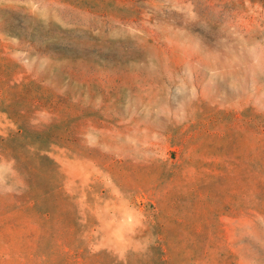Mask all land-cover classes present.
I'll use <instances>...</instances> for the list:
<instances>
[{
	"label": "rangeland",
	"instance_id": "374dc122",
	"mask_svg": "<svg viewBox=\"0 0 264 264\" xmlns=\"http://www.w3.org/2000/svg\"><path fill=\"white\" fill-rule=\"evenodd\" d=\"M0 88V135L62 170L0 142V264H264V3L0 0ZM113 187L143 214L125 256Z\"/></svg>",
	"mask_w": 264,
	"mask_h": 264
},
{
	"label": "crops",
	"instance_id": "0c3cea01",
	"mask_svg": "<svg viewBox=\"0 0 264 264\" xmlns=\"http://www.w3.org/2000/svg\"><path fill=\"white\" fill-rule=\"evenodd\" d=\"M78 164H69L67 167L63 165V168L72 178L84 179L86 177L85 169L82 170V173H79L78 170H81L82 166ZM112 192L118 200L113 203L106 201L100 206L97 210L98 225L103 231H111L109 237H105L108 244L104 248L125 256L134 248L131 243V233L143 224L142 209L138 204L131 203L122 197L114 187Z\"/></svg>",
	"mask_w": 264,
	"mask_h": 264
},
{
	"label": "trees",
	"instance_id": "16d2710c",
	"mask_svg": "<svg viewBox=\"0 0 264 264\" xmlns=\"http://www.w3.org/2000/svg\"><path fill=\"white\" fill-rule=\"evenodd\" d=\"M259 3H264V0H257ZM2 89L0 88V98ZM15 127L11 128L12 126L9 125L5 130H3V133L0 135V142L5 144L6 142H13V141H19V151L25 153L29 158L34 159L35 161L39 162L42 166H45L47 168H51L53 171H55L58 175H62L61 167L56 162L55 157L52 155V150L55 146H57V142L51 140L50 138H46L43 140H40L42 136L32 132L28 127L24 124L19 123V125L14 124ZM260 131L258 132V135L262 137L264 142V123L261 125L259 123L258 125ZM11 128V129H9ZM264 145V143H263ZM259 180L264 181V172L259 171ZM245 185H250L251 183V175H245ZM66 181V180H65ZM257 184V183H256ZM264 186V185H263ZM259 187V186H258ZM63 190L64 194H68L66 192V186H59V190ZM262 189V188H261ZM69 196V195H68ZM262 200V199H260Z\"/></svg>",
	"mask_w": 264,
	"mask_h": 264
}]
</instances>
